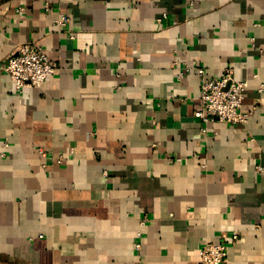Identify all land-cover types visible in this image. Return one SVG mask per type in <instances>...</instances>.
<instances>
[{
    "label": "crops",
    "instance_id": "1",
    "mask_svg": "<svg viewBox=\"0 0 264 264\" xmlns=\"http://www.w3.org/2000/svg\"><path fill=\"white\" fill-rule=\"evenodd\" d=\"M26 43L58 68L17 93ZM197 68L247 82L244 126L193 116ZM257 167L264 0H0V264H264Z\"/></svg>",
    "mask_w": 264,
    "mask_h": 264
},
{
    "label": "built area",
    "instance_id": "2",
    "mask_svg": "<svg viewBox=\"0 0 264 264\" xmlns=\"http://www.w3.org/2000/svg\"><path fill=\"white\" fill-rule=\"evenodd\" d=\"M22 16L23 9L17 10ZM69 19L64 16L58 17L54 24L59 28L65 27ZM72 38V37H71ZM58 65L49 59L44 50L34 44H22L7 57L1 67L2 72L12 81L17 93H21L26 88H39L53 75ZM184 70L177 72V79L181 80ZM199 78V109L195 110L193 116L203 125L212 122H219L235 126H244L248 121V113L242 111L241 104L243 94L247 89L246 81H236L232 77V71L228 69L217 78H210L203 69H196ZM263 87L258 89L262 92ZM206 128L201 129L205 134ZM4 147H7L5 144ZM42 152V149H39ZM71 154L73 150L71 149ZM62 160V159H61ZM179 161V159H177ZM60 161V159H58ZM264 174V169L257 167ZM237 236L231 237L232 243L237 240ZM135 248L140 249L137 243ZM201 264H229L227 244L206 243L200 251Z\"/></svg>",
    "mask_w": 264,
    "mask_h": 264
}]
</instances>
